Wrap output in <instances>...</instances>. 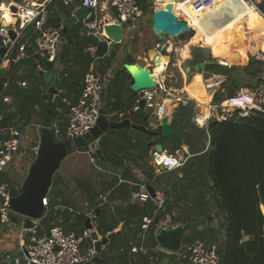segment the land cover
<instances>
[{"label":"trees","instance_id":"1","mask_svg":"<svg viewBox=\"0 0 264 264\" xmlns=\"http://www.w3.org/2000/svg\"><path fill=\"white\" fill-rule=\"evenodd\" d=\"M136 1L144 12L147 11L150 6L147 0ZM234 3L236 5L237 0L229 3L230 10L221 9L215 13L201 9L193 10L191 7L184 10L188 19L200 30L206 24L213 30V27L221 23L222 18L243 17L237 5L233 9ZM75 5L74 3L73 6ZM49 8L57 13L63 10L65 15H69L71 10L66 8L61 0L52 1ZM53 13L49 15L46 26L61 25L60 15L53 16ZM249 18L250 21L245 29L238 33L234 46L220 45L210 48L216 57H223L233 47L239 49L246 47L248 30L264 29V18L259 14L251 15ZM36 34L37 30L34 26L28 25L20 36V40L26 45L29 57L34 59V65L37 60L48 69L53 68L56 61L63 66L56 84L61 93L55 100L56 109L53 119H56L60 127V137L57 140L64 141L67 107L61 98L65 96L74 102L79 97L83 74L95 60L92 50L89 49L94 36L91 30L83 28L81 22L74 24L65 31L55 62L48 63L40 55L33 53V39ZM191 34L192 32L189 36ZM186 36L188 37L187 34ZM210 50L192 46L190 58L182 61L175 75L180 76L181 80L182 71L187 79L192 75L194 77L197 72L225 73L227 81L224 86L228 95L242 85L254 87L259 83L257 76L264 70L263 53L248 47L246 55L248 62L245 65H233L227 68L219 65L216 58H212ZM114 55L115 51H112L99 59L105 64H110ZM1 61L0 56V63ZM19 63L20 60L11 62L6 85L0 94V108L3 107L5 97L11 96L16 111H0L2 113L0 127L17 124L26 126L35 120L34 117L39 118L45 109L42 92L37 85L32 84L28 88L17 85L14 71ZM128 63L133 62L129 60ZM120 81L116 73L108 82L105 99L106 114L111 115L108 118L112 121L128 118L132 123L148 126L150 115L143 110L131 109L136 93L129 90L130 95L124 101L120 100L119 94L111 93V90L120 86ZM189 93L198 100L191 90ZM223 98L224 94L217 93L213 100L221 102ZM166 102L174 107L177 104V101L172 100ZM193 113L194 101L176 108L171 127L178 129L181 132L180 136L165 137L161 132L158 135H151L132 128H121L108 132L99 139L104 158L99 164V172L103 175L100 183L103 191L110 190L109 202L112 206L106 204L95 208L96 231L103 237L119 228V232L101 249L102 261L99 264L129 262L130 264H189L187 260L177 259L175 254L153 250L159 245L155 234L156 225L166 214H172V222L176 225L196 220L209 222L211 204H215L219 213L224 216L221 227L194 228L182 237V244L196 239L207 244H215L220 264H264V112L253 111L244 115L241 111H236L234 117L214 121L206 129L198 127L192 121ZM168 139L172 141L171 149L178 147L186 149L190 157L177 169L156 173L151 163L154 147L161 143L164 149H167ZM207 142L209 143L206 147ZM78 150L86 151L83 147ZM2 181H10V178L2 174L0 182ZM78 184L83 195L82 203L86 202L89 207L96 206L101 191L89 180ZM140 184L163 192L165 196L163 208L157 210L151 202L143 204L128 202L130 191L137 189ZM60 190L58 179L53 177L46 195L48 207L44 209L37 233L42 234L50 227L59 226L64 231H73L81 235L86 229L84 209L75 206ZM58 199H60L59 203ZM57 204L62 207L55 208ZM14 216L12 215V218ZM143 217L152 218L144 236L148 251L132 253L131 246L139 243L144 233ZM90 244L91 240L85 238L82 247Z\"/></svg>","mask_w":264,"mask_h":264},{"label":"built area","instance_id":"2","mask_svg":"<svg viewBox=\"0 0 264 264\" xmlns=\"http://www.w3.org/2000/svg\"><path fill=\"white\" fill-rule=\"evenodd\" d=\"M174 1V8L190 6L191 9H201L205 11L214 7L216 0H178ZM216 1V2H215ZM244 3V11H256L260 16L264 17V2L263 0H237ZM65 4H70L71 0H63ZM155 2V0H153ZM51 0H0V10L2 7L16 16L13 23L5 24L0 20V44L5 48L0 68L10 66L11 62L29 57L26 52V45L20 40L22 30L28 25H33L37 30V34L33 39V53L40 55V57L48 63L55 62L58 52L63 42V26H46L49 15L54 12L49 8ZM14 4L17 11H12L10 5ZM167 4V3H166ZM165 4V5H166ZM163 5L162 7H164ZM86 7L88 10L81 20L86 27L92 31L94 37L106 41L107 54L114 42L105 34L104 25L106 23L97 19V12L104 7H111L115 11L116 21L126 28L127 24L139 23L144 16V10L139 6L136 0H81L80 3L73 7L71 15L74 16L75 10ZM154 9H157L154 4ZM180 9V8H179ZM180 14L184 12L180 9ZM1 12V11H0ZM174 12V11H173ZM93 16L92 21H88L90 16ZM177 16V15H176ZM177 18L184 21L183 17ZM188 18V16L186 17ZM188 25L191 23L184 21ZM191 29L193 27L191 25ZM12 34L14 35L12 37ZM17 41L16 59L11 58L12 48ZM192 46L207 47L205 45H196L190 43V39L183 43L179 51L181 59L190 58V48ZM157 48L160 47L158 44ZM209 48V47H208ZM95 49V48H94ZM186 50V51H185ZM94 52V50H93ZM186 52L187 57L183 55ZM182 53V54H181ZM264 60V57H263ZM219 65L231 68L232 63L216 57ZM36 69L41 70L43 67L39 61H35ZM157 67V65H155ZM166 67V66H165ZM164 68L161 73H164ZM201 75L202 83L206 93L209 96L208 102L203 105L198 101H194L187 93L178 97L173 90H168L161 80L156 78V85L150 89H142L136 93L134 97L132 111L143 110L150 115L149 126L156 128L159 125L160 119L164 116V101H177L176 106L186 105L190 101H194V108L198 107V112L193 113L192 121L198 126L208 127L210 120L223 121L234 117L236 111H241L242 114H249L253 111L264 112V70H262L257 79L259 83L254 87L240 86L234 92L228 95L225 91V82L227 81V74L225 73H198ZM155 77V76H154ZM21 86L26 83L21 81ZM6 83L4 84V86ZM103 79L97 72L93 62L88 66L83 74L82 89L76 101L72 102L67 97L63 96L61 101L66 105L67 111L65 114V129L64 139H72L83 135L92 129L99 118L100 102L102 98ZM224 94L221 102H214L213 98L217 94ZM176 95V96H175ZM5 100H8L5 97ZM161 100V101H159ZM143 102V105L141 104ZM206 106V114L200 108ZM111 115H107L110 117ZM203 117V121H201ZM51 132L55 140L60 137V127L56 119H52ZM22 130L19 126L0 127V175L5 174V171L12 161L14 154L19 150L20 138ZM58 141V140H57ZM206 143V147L208 146ZM31 150L36 154L38 151V143L31 147ZM89 153V160L100 170V166L96 164V157L91 151ZM162 160H160V156ZM152 162L156 173L162 172L161 166L165 167L164 171L174 170L181 167L190 154L186 149L181 147L171 150L158 152L156 150L152 153ZM6 175V174H5ZM122 180H119L121 182ZM12 180L0 182V227L14 226L16 222L13 221L12 215L15 213L10 208V189L14 188ZM110 190L100 192L96 206L89 207L86 202L83 203L84 215L89 219L90 228L85 229L81 235H77L73 231H64L59 226L50 227L42 234L37 233L40 219L32 220L31 226L20 227L18 236V249L12 253H3L0 256V264H96L94 258L97 252L94 248V240L91 239L90 233L96 230V213L95 208L108 204ZM165 196L162 191L154 190L151 195L148 191V186L140 184L137 189L130 191L128 202L133 204H143L151 202L156 209L163 208ZM44 208L48 207V198L44 197L42 200ZM142 222L145 225L144 233L141 236V241L133 244L130 248L132 253H146L148 247L145 245L144 236L148 225L152 222V218L143 217ZM176 224L172 222V214H166L164 219L157 223L155 234L161 229H171ZM1 231V229H0ZM29 233V236H27ZM109 233V232H108ZM107 233V234H108ZM106 234V235H107ZM102 237V236H100ZM85 238L91 240V244L87 247H82V242ZM264 238V227H263ZM103 248V247H102ZM155 252H162L165 254H175L177 259L187 260L189 264H220L219 254L215 244H207L200 239H196L190 243L180 245L177 251H169L160 245L153 248ZM126 264H130L126 263Z\"/></svg>","mask_w":264,"mask_h":264},{"label":"water","instance_id":"3","mask_svg":"<svg viewBox=\"0 0 264 264\" xmlns=\"http://www.w3.org/2000/svg\"><path fill=\"white\" fill-rule=\"evenodd\" d=\"M40 1V0H34ZM153 2V0H152ZM155 2H153V5ZM12 11H17V7L14 4L10 5ZM86 7L79 8L74 16L66 18L64 20L63 35L66 28L76 22V20H82L87 12ZM93 16L91 15L88 21H92ZM105 34L114 42H121L124 37V26L119 24L117 21L106 23L103 27ZM152 32L156 35L160 47H150L146 54L154 65H158V58L160 55H168L169 51V41L168 37H179L183 33L192 32L191 27L177 18V16L172 11V8L166 4L164 7H158L157 9L152 8ZM14 35L12 34V37ZM94 45L96 47L94 51V56L103 57L107 54L106 41L103 39H98L94 37ZM18 43L15 42L12 51L11 58L16 59ZM5 53V48L0 47V56L2 57ZM153 55L150 57V55ZM248 59L238 60L232 59V64L234 65H245ZM131 66V68H130ZM124 69L131 76L132 83L130 85V90L134 93L142 89H150L156 85V80L151 73L150 69L140 65L139 63H125L123 65ZM10 66H4L0 68V94L3 90L4 84L7 82L8 71ZM54 87H50L48 91L42 95V99L46 101V107L43 111L41 122H40V136L38 142V151L35 154L34 160L31 162L27 174L21 183L20 188L10 189V208L15 213V215H20L25 217L26 226L32 225V220L41 219L44 215V206L42 200L46 197L48 190L51 186L53 175L59 168L61 161L66 157V155L73 148L83 147L89 150L96 157V164H100L103 161V155L99 146V139L101 136L108 132H112L115 129L121 128H132L140 130L151 135H158L159 132L163 136H180L181 132L178 129L172 128L170 122L168 121V116L164 115L159 122L158 127L151 128L149 125L144 126L141 124H135L130 121V119H122L119 121H112L107 117L106 108L104 103V98H101L99 118L96 125L90 129L88 132L81 136L74 137L72 139H67L64 141H56L51 132V122L53 115L55 113L56 104L55 96L59 93ZM200 98L204 99L203 93H199ZM143 105V102L141 103ZM198 112V107L194 108V113ZM214 120H210L209 124L213 123ZM205 129L204 126H201ZM154 150L158 152H163L164 147L161 143L155 145ZM161 170L164 171L165 167L161 166ZM148 191L151 195L154 194V189L148 186ZM13 221L16 220L14 216ZM204 225L203 221L196 220L183 224L176 225L171 229H161L158 234H156V240L159 245L169 251H177L182 244V237L194 228H198ZM85 227L90 228L89 219L85 220ZM119 232V229H115L109 232L103 237H99L96 230H92L90 233L91 239L94 240V248L97 255L94 258V262L99 264L102 261L101 249L104 247L109 240ZM87 264V263H86Z\"/></svg>","mask_w":264,"mask_h":264},{"label":"crops","instance_id":"4","mask_svg":"<svg viewBox=\"0 0 264 264\" xmlns=\"http://www.w3.org/2000/svg\"><path fill=\"white\" fill-rule=\"evenodd\" d=\"M52 1L56 2V0H51V2ZM80 1L81 0H71L70 4L67 5L63 2V0H61V2L63 3V5L66 8H71L74 3L76 5H78L80 3ZM263 2H264V0H263ZM229 5L230 4L228 3L227 5L221 7L220 10L221 9L230 10ZM73 7L71 8V10L73 9ZM71 10H70V12H71ZM77 10H75L74 14L76 13ZM173 10L175 11L176 15H178L179 18L183 17L184 21H187V22L189 21L191 23L193 30H195V32H196L192 38L199 37V36L206 37L209 40L210 46L216 45V47H217V46L223 45V42H221L219 45H217L216 44L217 40L220 39L222 37L221 35H223L226 31H232L234 29V27L237 25V23H235V24L231 23V25H228V23L231 22V20H232V19H230L231 17H229V18H227V19H230L229 21H226L225 23L217 24L216 27H213V30L212 29H209V30L205 29L204 25L202 26L203 27L202 30H200L195 24H193L192 21H190L189 19L187 20L185 18V16H183V14H180V12H178V10H176L175 8H173ZM3 12H4V9H2V12H0V17H1ZM212 13H215V12H212ZM57 14L60 15V22H61V25L63 27H64V20H66V18L72 16L71 13L69 15H65L63 10L59 13H57L55 11L53 13V16H55ZM97 19L100 20L101 22H104V23H111V22L116 21L114 9H112L111 7H106V8L104 7L101 11L97 12ZM148 19H151V25H152V11H151V14H148V11H145L144 16L142 17V19L140 20L139 23L126 25V28L124 29V37H123L122 41L118 42V43H114L113 46L110 48L109 53L112 51H115L114 58L110 64H105L103 61H101L99 59V57L96 58L94 56L95 60L93 61V65L103 79L102 97L104 98V103H105L106 94H107L108 82L110 79H112L114 77V75H116V73L119 75L121 83H120V86H118V88L111 90V93L119 94L121 101H124L130 95L129 90H130V85L132 83V79L126 70L123 71L124 70L123 64L128 63L129 60H131L133 63H139L140 65L149 68L151 73H153V75L156 78H158L159 81L161 80V83H163L168 90H173L174 92H176L178 97L182 96L185 93L190 95L189 89L191 90V84H190L191 82L190 83L187 82V79L183 82V79H181L182 81L180 82L179 85H177V83L179 81L177 76L173 72H170V71L167 72V64L169 61L168 56H167V61L163 65V68L166 66L164 73H159L160 69L158 70V68H155L153 61H151L149 59V57L147 56L146 51L150 47H154V46L153 45L146 46V42L148 41L150 35L148 34L146 37H143L142 33H143V31H145V29L149 28L150 34L155 35L152 32L151 26H147ZM78 22H81L83 28L86 30V27L84 26L83 22L81 20H78V19L76 20L75 23L70 24L66 29H68L69 27L73 26L74 24H76ZM214 31H217V32H214ZM246 35L250 37V39H248V44L246 45V47H244L243 49L233 47L232 49L228 50L225 55H227L230 51H233V52L240 53L243 57H246L245 50H248V47L251 46V44L253 43V40L256 39L255 38L256 36H258V38H257L258 41H257V44H255L253 47L254 50H257V46L261 43H262V46L260 48L262 50H264L263 30H248ZM155 37H156V35H155ZM168 41H169V47H170V49L168 48V51L172 53L173 48H175L177 46H173V44L169 38H168ZM258 42H260V43H258ZM155 43H156V45H158V44L160 45L157 37H156ZM183 43L179 44L178 49H180L182 47ZM94 48L96 49L94 42H93L89 49L92 50V52H93V50L95 51ZM171 53H168V54L170 55ZM261 53H263V52H261ZM108 54H106V55H108ZM93 55H94V52H93ZM106 55H104V56H106ZM184 55H185V57H187L186 52H184ZM263 55H264V53H263ZM163 56H165V55H163ZM100 58H102V57H100ZM20 61H21V63H19L17 65L16 70L14 71L15 75L17 76V78H16L17 79V81H16L17 85L19 87H22V88H28V87L32 86V84L37 85L38 89L41 90L42 95L45 94L50 87H54L56 90L60 91L55 96V100H56V97H58V95L61 93V90L58 89V87H56V84L58 83L57 81H58L59 72L61 71V69L63 67L62 64H60L59 62L56 61L54 64V67L51 69H48L46 66L44 67L41 64L43 68L41 70H39V69L37 70L36 66L34 65V59L32 57L21 59ZM181 73H182L181 76L185 78L186 77L185 73L183 71ZM38 74H39V76H38ZM199 75L200 74H196V76H199ZM7 79H8V75H7ZM21 81L26 83L25 87L21 86L19 84ZM7 98H8V100H4V103L2 105L3 107L0 108V111H7V110H10L13 112L16 111V106L14 104H12V101H13L12 97L7 96ZM193 100L196 101L197 99L193 98ZM43 101H44V105L46 107V101L44 99H43ZM159 101H161V100H159ZM166 101L167 100L164 101L163 112H164V115L168 116V121L170 122V125H171L173 115L176 112L177 106L174 107L173 105H170ZM200 104L205 105L206 102L200 103ZM194 105H195V103H194ZM203 107H204V109L206 108V106H203ZM205 112L206 111H204V113ZM42 114H43V112H42ZM42 114L40 115L39 118H37V116L34 117L35 120L26 126H33L36 128L37 131H39ZM1 115H2V113L0 112V118H1ZM119 115H121V114H119ZM12 126H19L20 129L22 130V133H23V127H25V126H20V124L12 125ZM39 133H40V131H39ZM166 143H167L168 148L167 149L165 148V150H171V148H170V145L172 143L171 139H168ZM34 144H36V143L33 142L29 146V150H31V147ZM88 151L89 150H86V153L89 155ZM31 152H33V151L31 150ZM59 200L60 199H58V203H59ZM60 207H62V206H60L59 204L55 205V208H60ZM210 207H211V209H210V219L211 220L209 222L203 221L204 225H202L200 227H215V228L221 227V224L224 221V216L221 213H219L215 204H213ZM15 217H16V220H15L16 225H14V226H4L3 225L2 232H4L5 235L0 238V256L3 253L4 254L5 253H12L18 249L17 247H18V236H19V232H20V227L26 226V220L27 219L25 217L20 216V215H17ZM200 221H202V220H200ZM9 227H10V229H9ZM27 236H29V233H27ZM99 237H100V235H99Z\"/></svg>","mask_w":264,"mask_h":264},{"label":"rangeland","instance_id":"5","mask_svg":"<svg viewBox=\"0 0 264 264\" xmlns=\"http://www.w3.org/2000/svg\"><path fill=\"white\" fill-rule=\"evenodd\" d=\"M147 1L150 5L149 8L147 9V11H148V14H151V11H152V8L154 7V5H153L152 0H147ZM158 1L160 3V0H158ZM228 1L230 4L232 3V0H228ZM236 5L238 7L239 13L242 12L243 17L238 18L237 16H234V18H233L231 16L232 18H230V19H232V20H231V22L228 23V25H231V23H234V24L237 23V25L234 27V29L232 31H226L223 35H221L222 37L220 36L221 38L218 39L216 42L217 45H219L221 42H223V45H229V47L234 46L236 39L238 37L237 36L238 33L242 32L245 29L246 24L250 21L249 17L251 15L258 14L257 12L250 14L252 11H249V10L244 11V8H245L244 3L241 1H237ZM236 5L234 3L233 9L236 7ZM156 7H158L157 4H156ZM179 8L184 12L183 16H185V18H186L187 16H186L184 8L183 7H177L178 12H180ZM227 18L228 17L222 18L221 23H225L226 21L230 20ZM186 19L188 20V18H186ZM147 26H151V19H148ZM204 28L209 30L210 27L208 24H206V25H204ZM195 33H196L195 30H192L191 36H189L190 33H183L179 37H168V38L171 40L173 46L178 47L180 43L186 42L189 39L191 40L192 37L195 35ZM148 34L150 36H149L148 41L146 40L148 42V43L146 42V46H149L152 44L154 47H156L157 46L155 43L156 37H155V35L150 34L149 28L145 29V31H143V33H142L143 37H146ZM186 34L188 35V37L186 36ZM263 34H264V29H263ZM255 38L256 39L253 40V45L257 44V41H258V39H257L258 36H256ZM247 39H250V37L247 36ZM214 46H216V45H214ZM214 46L211 45V46H208L209 48L208 47H204V48H207V50H210V48L214 47ZM177 47H175V48H177ZM256 51H259V50L257 49ZM230 52H233V51H230ZM169 53H171V52H169ZM210 53H211L212 58H216V56L212 53L211 50H210ZM152 56L153 55L151 54L150 57H152ZM167 56L169 58L168 59L169 61L167 64V72L170 71V72H173L175 74L177 69H180L181 63H182V61H184V59L180 58L179 51L174 50V48H173L172 53L170 55L168 54ZM196 74H198V73H196ZM192 77H193V75L190 77V79H187L186 77L185 78L182 77L183 82L186 79H187V82H190L193 78H195V76L193 78ZM177 78L179 80L177 85H179L182 80H180V76L179 77L177 76ZM39 131H37L36 128L33 126L23 127V133H22V136L20 138L19 150L14 154L12 161L9 163V165L5 171V174L12 180V185H14L16 188H20L21 183L27 174L28 168H29L31 162L35 158V154L33 152H31V150H29V146L33 142H35L36 144L39 142V136H40ZM36 144H34V145H36ZM71 151L72 152L68 153L66 155V157L61 161L59 168L55 172L56 175H53V177H55V179H58V182H59L60 188H61L60 191H62L64 193V195L67 198H69L75 206H77L79 209H84L82 206L83 205V203H82L83 195H82V191H81V188L79 187L78 183L83 182L85 180H89L98 190H100L102 192L103 186L100 183V179L103 178V175H101V172H99L100 170L98 168H96L95 165L89 161V155L86 153V151H79L76 148H73ZM151 163L153 164L152 161H151ZM212 205L213 204H211L210 206H212ZM15 216H17V215H15ZM2 228H3V226L0 227V229H1L0 238L5 235L4 232H2ZM9 229H10V227H9Z\"/></svg>","mask_w":264,"mask_h":264},{"label":"bare ground","instance_id":"6","mask_svg":"<svg viewBox=\"0 0 264 264\" xmlns=\"http://www.w3.org/2000/svg\"><path fill=\"white\" fill-rule=\"evenodd\" d=\"M174 1H175V3L176 2H179L178 0H160V3H159L158 0H155V3L158 5V7H162L163 5H165L167 3L172 8V11H174L173 10V8H174ZM216 1H217L216 5L214 7H212V8H210V9L206 10L207 12H218L221 7H223V6H225V5H227L229 3L228 0H216ZM187 7H190V6L189 5L188 6H183L184 9H186ZM2 9H4V12L1 15L2 18L0 17L1 21L3 23H5V24L13 23L15 21V19H16V16L15 15H12L8 11L7 8L2 7L1 10H0L1 12H2ZM255 12L256 11H252L250 14H253ZM174 14L176 15L175 11H174ZM189 26L191 27V25H189ZM190 43L196 44V45L197 44L198 45H205L207 47L210 46L209 40L206 37H203V36H199V37L192 38L190 40ZM261 46H262V43L257 46V49L264 53V50H262L260 48ZM253 47H254V45L252 43L251 46H250V48L254 49ZM169 49H170V47H169ZM245 53L247 55L248 54V50H245ZM183 55H184V52H183ZM161 56L158 58V65H157V67H155V68H158V70L160 69V72L159 73H161V71L165 68V67L163 68V65L167 61V55H165V56L161 55ZM263 57H264V55H263ZM221 59L226 60L228 63H232V59H238V60H242L243 61V60H245L247 58L246 57H243L238 52H230L227 55H225L224 57H222ZM130 68H131V66H130ZM155 79H156V77H155ZM190 84H191V92L194 93L197 96V98H198V100H196V101H198L200 103H205V102L207 103L208 102V99H209V96H208V94L206 93V91L204 89V86H203V83H202V79H201V75H199V76H196L195 75V78H193L191 80V83ZM201 92L203 93L204 99H201L200 98V94L199 93H201ZM200 109L202 111H206V108L204 109L203 106ZM204 114H206V112ZM201 121H203V117H202ZM162 157L163 156L161 155L160 156V160H162Z\"/></svg>","mask_w":264,"mask_h":264}]
</instances>
